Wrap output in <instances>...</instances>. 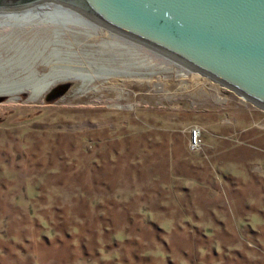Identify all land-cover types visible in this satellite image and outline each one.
I'll return each mask as SVG.
<instances>
[{"label":"rangeland","instance_id":"1","mask_svg":"<svg viewBox=\"0 0 264 264\" xmlns=\"http://www.w3.org/2000/svg\"><path fill=\"white\" fill-rule=\"evenodd\" d=\"M25 15L0 19V264H264V110Z\"/></svg>","mask_w":264,"mask_h":264},{"label":"water","instance_id":"2","mask_svg":"<svg viewBox=\"0 0 264 264\" xmlns=\"http://www.w3.org/2000/svg\"><path fill=\"white\" fill-rule=\"evenodd\" d=\"M42 0H0L26 8ZM264 110V0H46Z\"/></svg>","mask_w":264,"mask_h":264},{"label":"bare ground","instance_id":"3","mask_svg":"<svg viewBox=\"0 0 264 264\" xmlns=\"http://www.w3.org/2000/svg\"><path fill=\"white\" fill-rule=\"evenodd\" d=\"M56 7L57 8L59 7V9H61L62 6L56 5V3H53L52 1L42 0V1H39V2H36V3H32V4H30L29 7L22 8V9L21 8L20 9L19 8H16V9H2V8H0V19H8V18L12 19L14 17L19 18L20 16L26 18L25 14H28V15L32 14V15L35 16L34 18H36L35 21L33 20V22L39 24L38 21L42 20L41 17L43 19H46V20L48 19L51 23L55 24V27H56L55 30L58 31V32L59 31H65V29L66 30H72V28L74 29V27L76 28V26H77V27H80V29H79L80 31H84L90 37L93 36L92 35L93 32H91L92 28H90L92 26L90 21L88 22L86 20L85 22H82L85 19L80 17L79 14H77L76 12H75V14L78 15V16L72 15L70 13L68 14L66 12H62L59 9H54ZM59 16H62V18L57 19V17H59ZM75 17H77V18H75ZM78 19H80L79 22H78ZM54 21H56V22H54ZM26 22H28V21H26ZM105 32H110V31L105 30ZM175 62L179 63L178 61H175ZM51 64H52V67H53L54 63H51ZM106 70L104 71V73H103V71L99 72V73L97 72L96 73V74H98L97 77H99V74H101V73L105 74V75L108 74L109 72H107ZM77 76L84 78V77H87V76H91V74L84 75L83 73H79V74L77 73ZM48 84H49V82H46L45 86L48 85Z\"/></svg>","mask_w":264,"mask_h":264},{"label":"built area","instance_id":"4","mask_svg":"<svg viewBox=\"0 0 264 264\" xmlns=\"http://www.w3.org/2000/svg\"><path fill=\"white\" fill-rule=\"evenodd\" d=\"M199 135H200V130L198 127L194 126L193 128L190 129L189 140H188L190 149L193 150L199 146V142H200Z\"/></svg>","mask_w":264,"mask_h":264}]
</instances>
